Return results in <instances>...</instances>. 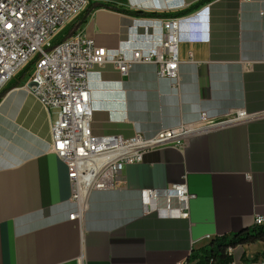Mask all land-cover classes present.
I'll list each match as a JSON object with an SVG mask.
<instances>
[{
	"label": "crops",
	"instance_id": "0c3cea01",
	"mask_svg": "<svg viewBox=\"0 0 264 264\" xmlns=\"http://www.w3.org/2000/svg\"><path fill=\"white\" fill-rule=\"evenodd\" d=\"M202 1H90L102 6L77 31L125 55L152 45L142 34L162 32L160 22L143 28L137 19L183 18L180 86L154 63H135L126 74L113 64L94 68L93 131L153 137L199 122L202 112L219 120L244 110L252 118L192 136L183 149L146 153L125 167L116 188L91 191L82 217L71 219L78 205L67 165L51 149L56 112L24 87L27 72L0 98V264H178L264 216V0ZM182 184L187 209L176 197L146 208L144 190ZM230 253L231 264H264V241Z\"/></svg>",
	"mask_w": 264,
	"mask_h": 264
},
{
	"label": "built area",
	"instance_id": "2783aa9c",
	"mask_svg": "<svg viewBox=\"0 0 264 264\" xmlns=\"http://www.w3.org/2000/svg\"><path fill=\"white\" fill-rule=\"evenodd\" d=\"M90 1L0 0V92L35 56L24 87L49 112L56 111L51 127V149L67 165L73 187L72 200L78 205L70 215L71 219L82 217L91 191L116 188L125 167L142 162L146 153L166 147L183 149L192 136L252 118L244 110L219 120L202 112L199 122L163 129L153 137L142 133L131 137L96 135L92 128L94 109L90 72L96 67L113 64L126 74L135 63H154L158 75L169 78L178 88L181 82L178 46L183 18L137 19L139 25L147 28L160 22L162 32L159 36L142 34L141 39L152 45L134 47L130 55L120 49L98 47L82 31L49 49L54 37L79 16ZM142 196L148 209L159 197L168 201L176 197L187 209L191 198L186 184L163 190H144ZM154 211L161 216L175 215L173 210ZM178 215L188 214L178 212ZM256 224H264V216H258ZM191 254L178 264H195Z\"/></svg>",
	"mask_w": 264,
	"mask_h": 264
},
{
	"label": "trees",
	"instance_id": "16d2710c",
	"mask_svg": "<svg viewBox=\"0 0 264 264\" xmlns=\"http://www.w3.org/2000/svg\"><path fill=\"white\" fill-rule=\"evenodd\" d=\"M206 1L210 0H204L202 2ZM89 5L83 16L76 22H74L70 29L64 35L54 39L49 49L72 37L76 33L79 26L84 22L89 12L96 6H102V4L100 3L91 4L90 6ZM137 14L140 13L137 12ZM32 62L29 63V65H31ZM29 68L30 67H28L27 65L25 69L21 71L17 79L6 90L2 92L0 98L7 90H9L10 88H14L20 84L21 80L29 71ZM257 241H264V224L255 223L254 226L245 228L239 232L232 233L230 235L215 237L204 247L194 250L190 258L192 261L193 259H197V262L195 264H231L233 261V257L229 252L230 248H235L241 244H253Z\"/></svg>",
	"mask_w": 264,
	"mask_h": 264
},
{
	"label": "rangeland",
	"instance_id": "374dc122",
	"mask_svg": "<svg viewBox=\"0 0 264 264\" xmlns=\"http://www.w3.org/2000/svg\"><path fill=\"white\" fill-rule=\"evenodd\" d=\"M72 24H68L67 26L63 27L62 30L54 37V39H56V38L64 35L70 29V27L72 26ZM34 59H35V56L31 59L30 62H32ZM34 63H35V61H33L31 65H28V67H30L28 72H31V69L33 68V64ZM193 261H194L193 263H196L197 262V259H195V260L193 259Z\"/></svg>",
	"mask_w": 264,
	"mask_h": 264
}]
</instances>
